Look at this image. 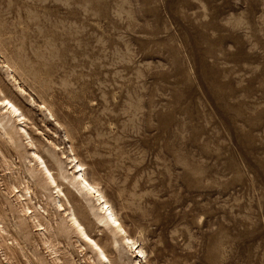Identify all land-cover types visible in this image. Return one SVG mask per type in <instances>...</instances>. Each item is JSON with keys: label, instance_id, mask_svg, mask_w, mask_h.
Here are the masks:
<instances>
[{"label": "rangeland", "instance_id": "374dc122", "mask_svg": "<svg viewBox=\"0 0 264 264\" xmlns=\"http://www.w3.org/2000/svg\"><path fill=\"white\" fill-rule=\"evenodd\" d=\"M4 96L26 119L0 110V264H98L33 151L112 264L134 253L72 156L143 264H264V0H0Z\"/></svg>", "mask_w": 264, "mask_h": 264}, {"label": "bare ground", "instance_id": "6f19581e", "mask_svg": "<svg viewBox=\"0 0 264 264\" xmlns=\"http://www.w3.org/2000/svg\"><path fill=\"white\" fill-rule=\"evenodd\" d=\"M0 110H4V112L7 113V117L9 118L8 119L9 121L15 118L19 122H24V120L26 119V116L24 112H22V110L20 109L19 105L15 101H12L10 98H7L5 96L0 98ZM4 130L6 134L10 135L9 131L5 127ZM22 131L24 135L27 136V138H30L28 131L24 127H22ZM15 133L19 134V131L16 130ZM10 139L14 143H17L13 135H10ZM32 155L36 162V167L37 169L40 170V173L43 177V182L47 186L49 185L56 188L57 191L55 193H57V195L56 194L55 195L57 197L56 200L57 209L58 211H64L67 214L68 227L72 229L74 232H76L78 237L82 239L88 245V247L96 254L98 264H112V261L108 253L105 252V250L103 249V247L101 246V244L98 242L97 239L89 235L86 226L83 225V223L80 221L76 211H74L71 208L67 209L63 205L59 197L60 193H63L60 187V183L57 182L56 176L52 171V169H50V167L48 166L45 158H43V156L38 154L36 151H33ZM69 159L71 160V164L73 165V168H75V172L73 175L74 182L78 183L79 190L84 192L85 195L87 196L90 195L94 197L98 210H100L102 214L101 222L111 227L115 231V233L119 235L120 238H122L123 243L131 250V252L134 253L135 264H143L144 260L146 259V251H144L139 241L135 237H131L124 223L121 222L118 213H116L115 209H113L112 205L108 202L106 195H104V193L99 190V188L95 183L89 181L86 178L85 167L78 160L77 156H72V158ZM63 177H65L64 174ZM15 190H17L19 198H21L23 201H27L29 199L25 196L24 193H22L21 190L18 189V186L15 187ZM24 191L26 192V194H29L30 193L29 186H25ZM29 200L31 201L32 198L30 197ZM22 211L25 213L26 216L29 217L30 220L33 219L32 221H34V226H36L37 228L36 230H38L40 234L45 237L46 235L44 231L46 230V228L40 222L39 212H37V208L32 209L29 206H24V208H22ZM3 230L4 227L0 221V234L1 231ZM44 243L46 245L48 244L52 252L56 254V250L54 249L53 246H51L48 240L44 239Z\"/></svg>", "mask_w": 264, "mask_h": 264}]
</instances>
